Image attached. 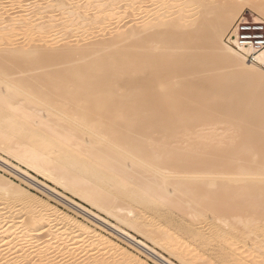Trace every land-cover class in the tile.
<instances>
[{
  "label": "bare ground",
  "instance_id": "obj_1",
  "mask_svg": "<svg viewBox=\"0 0 264 264\" xmlns=\"http://www.w3.org/2000/svg\"><path fill=\"white\" fill-rule=\"evenodd\" d=\"M25 1L0 0V151L26 167L0 155L5 172L103 223L158 264L176 263L28 169L176 250L183 264L214 262L184 248L156 212L189 216L197 225L185 222L183 233L203 246L225 232L235 264H261L264 214L248 212L253 201L264 209V108L250 115L264 101V71L226 35L237 7L264 16V1L43 0L20 8ZM257 59L264 64V52ZM256 137L263 140L252 144ZM3 179L0 264H57L60 257L82 264L79 248L71 252L90 229ZM72 236L81 241L64 252ZM107 243L100 238L96 246ZM104 260L85 264H116Z\"/></svg>",
  "mask_w": 264,
  "mask_h": 264
},
{
  "label": "rangeland",
  "instance_id": "obj_2",
  "mask_svg": "<svg viewBox=\"0 0 264 264\" xmlns=\"http://www.w3.org/2000/svg\"><path fill=\"white\" fill-rule=\"evenodd\" d=\"M34 1V2H33ZM179 1L180 0H171V3H172V5H175L176 3H179ZM224 1H228V0H212V1H210V2H212V5L213 6H215V5H217V4H220V3H222V2H224ZM261 1H264V0H261ZM30 2H32V4L34 3V4H36L37 2H38V4L40 5V7L41 6H43V4H44V2L45 1H43V0H27V1H25V6H22V7H20V8H27V6H26V4H28V3H30ZM42 3V4H41ZM33 4V5H34ZM38 4H36V6H38ZM242 6V5H241ZM241 6L238 8H236V14H238V15H240V14H243V13H245V12H247V13H250V14H252V15H254L255 17H257V18H262V17H264V16H260V14L257 12V11H255V9L253 10L252 9V7H244L243 8V10H242V8H241ZM243 7V6H242ZM9 8H14V7H11V6H9ZM178 8H181V7H179L178 6ZM238 12V13H237ZM255 12H257V13H255ZM141 17V16H140ZM238 18V17H237ZM263 19V18H262ZM228 34V33H227ZM227 36V35H226ZM51 38V37H50ZM50 38H48V39H50ZM48 39H43V41H47ZM41 44H43L42 42H41ZM215 50V49H214ZM217 51V52H216ZM215 57L216 58H218L219 56H220V50L218 51L217 49L215 50ZM262 71H264V68H262ZM254 100H256V98H254ZM229 101V100H228ZM260 101V102H259ZM258 102V103H257ZM257 104V105H256ZM263 104V105H262ZM254 106H252V109H250V110H252L253 112H248V114L247 115H252V114H254V113H258V112H256V111H259L260 112V110H262V108H264V101H263V99H261V100H257L256 101V103L255 104H253ZM259 105V106H258ZM260 105H261V107H260ZM263 106V107H262ZM260 109H259V108ZM254 109H257V110H254ZM251 122H252V120H251ZM245 125H249L250 124V122L248 123V122H245L244 123ZM221 137H223V136H221ZM250 139H252L251 141H253V143L252 144H258L259 143V141H258V139L260 140V142L264 139H261L260 137H256V138H250ZM255 141V142H254ZM256 141H258V143L256 142ZM0 155L3 157V158H5L6 160H8V161H10V163H13V164H15V165H18V166H20V167H22V168H26V167H24V165H22L21 163H19V161H17V160H15V159H13V158H11L10 156H8L7 154H5V153H3L2 151H0ZM252 165H254L255 166V163L253 162V164ZM36 178H38L39 180H41L42 182H45V183H47V184H49V185H51V186H53L54 188H57L59 191H61V192H63V193H66L69 197H71L73 200H75V201H77V202H79V203H81L83 206H85L87 209H89V210H91L92 212H94V213H96V214H98V215H100L105 221H107L108 222V224L110 223L111 225H114V226H117V227H121L122 229H124L125 231H127V232H129L130 234H132L133 236H135V237H137V238H139L140 240H142V241H144V242H146L147 244H149L152 248H154L157 252H159L160 254H162V255H164L165 257H167L168 259H170L171 261H173V262H175L176 264H183L181 261H179L178 259L179 258H176L175 256H176V250H172L171 252H170V250L169 251H167L168 249L167 248H165V247H161L160 245H157V244H154V243H152V242H150L146 237H145V235L143 234V233H140L139 231H137V230H135V228H131V227H129V226H125L123 223H121L120 224V222L116 219V218H112L110 215H108V214H105V213H103L102 211H100V210H98L97 208H95V207H93L90 203H88V202H85V201H83V200H81L80 198H78V197H76V196H73V195H71V193H68V192H65L62 188H60V187H57V185H55V184H53L52 182H50V181H48V179H46L45 177H43V175H40V174H36V172L34 171V170H32V169H28ZM34 171V172H33ZM11 174V175H10ZM14 175V176H13ZM15 177V178H14ZM0 178H4V179H6V180H8V181H11V182H13L15 185H17V186H21V188H23L25 191H28L29 193H31L32 195H34L37 199H41V200H43V202H45V203H48V201H49V203L51 204V205H54L55 207H58V209L59 210H61V212H64V213H68V214H70V216L73 218V219H75V220H77V221H79L80 223H83L87 228H89L90 229V233H86V234H84L83 235V237L82 238H84V240L86 241L85 243V245L83 244V242H82V244L80 243V246L78 247V246H73L74 245V243L75 242H79V241H81V238H75L74 236H72V237H70V239L66 242V243H68V244H64V246H62L63 248H62V250L64 251V248H65V251L64 252H66L67 250H69V249H72L73 247H75L74 249H75V251H74V249L72 250V252H71V254L73 255V253H74V255H76V250H78V248H79V251H77V261H81L82 259H84V260H82L81 261V263L82 264H85V263H88V262H90V261H93L94 260V258H95V260H97V259H100V260H104V262L105 261H107V260H111V261H115L116 260V264H158L153 258H151V257H149V256H147L144 252H141L137 247H135L134 245H132V244H130L129 242H127L125 239H123L122 237H119L118 235H116L115 233H113L112 231H111V229H109V228H107V227H104V225H103V223L100 225V223H97L96 221H94L93 219H91V218H89L88 216H84L83 214H80L79 212H77L75 209H74V211H73V208L71 207V206H69L68 204H66V203H63V202H61V201H59L58 199H56L55 197H53L52 195L50 196V194L47 192V193H44L45 191L44 190H42V189H40V188H38V187H35V186H33V187H30L29 185H27L25 182L23 183V181L22 180H20V178H19V176L16 174L15 175V173H12V172H9V171H7L6 170V172H5V168L3 169L2 168V166L0 165ZM3 179V180H4ZM6 180H4V181H6ZM25 184H26V186H25ZM30 187V188H29ZM35 187V188H34ZM53 199V200H52ZM59 201V202H58ZM60 205H59V204ZM254 205L257 203H255V201H253L252 202ZM65 204V205H64ZM252 206L251 207V209H249V212H248V216L249 217H252V218H260L263 214H264V209H263V212H262V210H258V211H256L255 210V207H256V205L255 206ZM254 208V209H253ZM159 210H161V209H159ZM158 210V211H159ZM154 211H156V210H153V211H150L149 213L150 214H154V218H155V216H157V215H161V216H159V218H160V220L159 219H157L159 222H160V224L161 225H164V226H166V227H168L172 232H174V233H176L175 234V239L177 238V239H180L181 240V242L184 244V248L185 247H187V246H189V247H194V249L193 250H195L196 252L195 253H197L198 254V259L200 258V256H201V258L203 257L205 260H211L212 262L211 263H213V264H235V262L234 261H232L233 259H231V258H233V254H235L236 252H233V251H231V248L233 247L231 244H230V242L229 241H227V239L226 238H228L229 236V234H226L225 232H222V234L223 233H225V234H217V236H216V234L215 235H213L214 237H216V238H214V237H209V239L211 238V242H209L208 244H204L205 246H203L201 243H200V241L199 240H196L194 237H192V239H191V237L190 236H187V235H185L184 233H183V231H184V228L183 227H185V224L187 223V225H186V227H190L191 226V222L190 221H192L191 219H189V220H187V218L189 217V216H187V218H186V220L185 219H183V215H181L182 213H180L179 212V210L178 209H171V210H162L161 212H159V213H157L156 212V214H155V212ZM259 211H260V213H259ZM152 212V213H151ZM252 212H255V213H253L252 214ZM81 215V216H80ZM148 215V214H147ZM147 215H145V214H143L142 215V218L144 219V218H146L147 217ZM83 217V218H82ZM186 217V216H185ZM152 218V217H151ZM90 219V220H89ZM142 219V220H143ZM118 221V222H117ZM141 221V220H140ZM106 222V223H107ZM186 222V223H185ZM193 224H192V226L190 227V228H194L197 224H194V222H192ZM123 224V225H122ZM184 224V225H183ZM190 224V225H189ZM204 225V230H203V227L201 228L202 229V231L203 232H206L205 234H211L210 233V231H212L211 229L213 228H211L210 229V227L209 226H207V225H205V224H203ZM179 227L181 228V229H179ZM207 228V229H206ZM181 231V232H180ZM208 231V232H207ZM184 234V235H183ZM91 235H94L95 236V238L97 239V241H96V239L94 238V239H91V240H93V241H95L94 243H95V245L93 244L92 245V243L93 242H91V240L88 242V240H89V237L91 236ZM220 235V236H219ZM89 236V237H88ZM208 236V235H207ZM225 236V237H224ZM102 239V238H104L105 239V241H107L108 243L107 244H105V245H101V246H99V249H98V247L96 246V244L98 243V240L99 239ZM221 238V239H220ZM222 238H224V240L222 239ZM72 239H74V240H72ZM213 239V240H212ZM197 241V242H196ZM227 241V242H226ZM73 242V243H72ZM111 242V243H110ZM198 242H199V244H198ZM70 243V244H69ZM72 243V244H71ZM210 243H211V245H210ZM112 246H111V245ZM201 244V245H200ZM228 244V245H227ZM69 245V246H68ZM186 245V246H185ZM229 245H231V246H229ZM71 246V247H70ZM111 249H115V251H114V249L112 250V252H110V248ZM210 246V247H209ZM239 246V245H238ZM238 246H236V247H238ZM70 247V248H69ZM80 247H82V249L80 248ZM94 247V248H93ZM97 247V248H96ZM117 247L119 248V250H116L117 249ZM212 247V248H211ZM239 247H241V245L239 246ZM238 247V248H239ZM230 248V249H229ZM67 249V250H66ZM81 249V250H80ZM97 249V250H96ZM208 249V250H207ZM233 250H234V248H232ZM61 250V249H60ZM61 250V251H62ZM85 250V252L83 253L82 251H84ZM87 250V251H86ZM93 250V251H92ZM96 250V251H95ZM59 252V254H63L64 252L62 251V252ZM100 251V252H99ZM108 251V252H107ZM116 251H118V253L116 252ZM83 254V255H86L85 257H82L83 255L81 254V253ZM87 252V253H86ZM95 254H94V253ZM111 253V254H109V258H108V254L106 255V253ZM175 252V253H174ZM228 252H230V253H228ZM98 253V254H97ZM100 253V254H99ZM112 253H114L113 255H112ZM61 254V255H62ZM70 254V255H71ZM106 256H104V255ZM117 254V255H116ZM173 254H175L174 256H173ZM227 254H229L228 255V257H227ZM254 254L256 255V256H254ZM82 255V256H81ZM89 255V256H88ZM111 255V256H110ZM178 255V254H177ZM68 256V255H67ZM81 256V257H80ZM92 258H91V257ZM95 256V257H94ZM98 256V257H97ZM103 256V257H102ZM262 256V254L260 255V256H258L257 257V252H254L253 253V257H256L255 258V260H262V263L261 264H264V262H263V260H264V255L262 256L263 257V259L262 258H260V259H258L259 257H261ZM91 259H90V258ZM97 257V258H96ZM226 257H227V259H226ZM60 258H62V257H60ZM60 258L59 259H57V261H54V262H56L57 264H70V262H66V260L65 259H61L60 260ZM79 258H80V260H79ZM82 258V259H81ZM85 258H87V259H85ZM114 258V259H113ZM128 258H129V260H128ZM132 258V259H131ZM90 259V260H89ZM133 260L132 262H131V260ZM85 260H87V262L85 261ZM89 260V261H88ZM129 262H128V261ZM260 260V261H261ZM85 261V262H84ZM137 261V262H136ZM228 261V262H227ZM63 262H65V263H63ZM197 262H201V261H197ZM232 262H234V263H232ZM71 264H73V263H71ZM74 264H76V263H74Z\"/></svg>",
  "mask_w": 264,
  "mask_h": 264
},
{
  "label": "built area",
  "instance_id": "obj_3",
  "mask_svg": "<svg viewBox=\"0 0 264 264\" xmlns=\"http://www.w3.org/2000/svg\"><path fill=\"white\" fill-rule=\"evenodd\" d=\"M226 41L253 64L264 68V64L257 59L264 52V19L247 12L240 14L230 29Z\"/></svg>",
  "mask_w": 264,
  "mask_h": 264
}]
</instances>
